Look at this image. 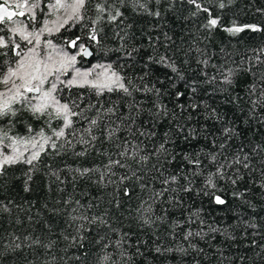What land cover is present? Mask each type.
<instances>
[{"label":"snow or ice","instance_id":"1","mask_svg":"<svg viewBox=\"0 0 264 264\" xmlns=\"http://www.w3.org/2000/svg\"><path fill=\"white\" fill-rule=\"evenodd\" d=\"M183 2L191 6L189 18L203 17L200 28L204 40H210L217 30L233 37L248 30L264 32V26L256 23L239 24L233 20L231 26L222 24V17L215 10L225 9L234 0ZM148 3L149 0H0V179L7 176L9 169L23 166L24 190L30 191L29 182L45 162L44 157L80 159L96 154L104 157L99 165L72 168L65 164L54 169L49 164L48 175L64 183L60 173L67 172L73 182L87 178L98 186L111 185L114 191L122 188L129 199L133 186L138 185L146 193L137 208L142 227L154 228L166 222L169 209L186 212L183 220L170 225L169 235L174 240L179 235L176 230H183L176 247L156 245L157 253L175 251L183 255L189 249L203 253L197 241L219 235L235 242L239 230L240 238L253 237L246 247H259L255 255L264 259V244L258 245L255 240L256 236L264 237V221L258 222L253 202L254 189L264 199V143H245L244 129L201 98L207 89L200 83L203 79L213 86V93H228L236 76L247 72L252 82L246 89L249 108L243 123L251 120L264 126V47L253 50L255 55L249 57L248 67L219 71V80L206 71L200 77H189L175 56L169 54L172 38L167 33L163 53L158 51L160 37L155 41L151 35L147 37L152 51L146 58L139 46L130 43L127 30L133 25L126 23L123 9L131 5L138 14L160 17V11H151ZM109 26H115L114 35L120 42L121 55L115 60L109 58L113 50L106 47ZM192 51L199 57L206 56L204 49L196 47L189 48L185 57ZM183 63L187 64L188 59ZM197 63L206 69L209 59H198ZM158 72H162L163 79L156 75ZM166 96L174 100L172 108L164 101ZM240 99L233 96L231 102ZM193 114H203L206 120L213 121L214 130L210 131L207 124H193ZM165 120L170 123L160 134L158 129ZM200 138L206 141L204 148L177 150L178 141L191 146ZM104 145L114 146L115 151H101ZM242 184L246 186L242 188ZM225 189L230 190L241 209L233 217L234 224L209 223L202 208L186 207L185 196L193 195L225 206ZM11 203L0 201V212L11 213ZM112 204L120 207L115 198ZM157 204L168 206L162 208L159 216L154 213ZM63 205L70 226H74V234L63 236L66 249L76 248L86 254V242L93 228L116 232L107 210L89 216L85 206L71 196L64 199ZM245 209L251 210L252 215ZM51 211L61 214L59 209ZM85 223L92 227L85 228ZM48 230L51 232V227ZM96 235L99 239L95 242L102 253L97 256V264H134L128 232H121L115 240L100 235V231ZM56 243L51 239L45 243L31 235L9 234L2 247L14 253L25 247L54 252ZM135 254H141L139 245ZM220 255L221 264L229 260L222 252ZM244 259L239 257L241 264ZM43 264H58L57 257L53 254Z\"/></svg>","mask_w":264,"mask_h":264},{"label":"trees","instance_id":"2","mask_svg":"<svg viewBox=\"0 0 264 264\" xmlns=\"http://www.w3.org/2000/svg\"><path fill=\"white\" fill-rule=\"evenodd\" d=\"M227 2V0H225ZM148 8L151 11H160V17H153L147 14H138L132 10L131 5H127L123 10L125 12L126 23H131L133 27L129 32L130 43H135L141 48V55L145 56L152 50L148 47L147 37L151 35L153 40L160 37V45L158 51L163 53L164 33L172 38L170 46V55H174L177 63L186 72L187 76H201L202 71H206L208 76L216 75L217 80L220 79L219 71L236 68L248 67L249 57L255 55L254 49L264 47V32H252L250 30L238 34L233 37L228 33L217 30L213 33L210 40H204V33L200 28L203 17L193 20L190 17L191 6L183 2V0H160L159 4L155 0H149ZM264 0H234L231 5L225 9H216V13L221 15L222 24L231 26V21L236 20L239 24H260L264 26ZM117 29L115 26L106 28L108 39L106 47L113 51L109 53V58L115 60L121 55L120 42L114 35ZM199 47L204 49L206 56L199 57L195 51L189 53L185 57V52L189 48ZM188 59V63L183 61ZM198 59H209V65L204 69L203 65L197 63ZM241 61L244 63L241 64ZM130 71V70H129ZM163 79L162 72L156 73ZM252 82V77L247 72H240L236 76V82L228 93H213L211 85L205 84L203 79L200 80L203 89H207V93H202L201 98L206 100L212 107L228 120H235L236 124L244 129L246 137L245 143H264V126L257 124L255 121H249L244 124L247 118L249 103L246 94L248 85ZM208 93H212L209 95ZM239 96L238 102H231L233 96ZM164 101L169 108L174 106V100L170 96L164 97ZM146 119V117H145ZM170 121L165 120L161 123L158 132L163 134L167 130ZM193 124L197 127L207 124L209 130H214V122L206 120L205 115L197 117L193 114ZM218 127V125H215ZM23 131V128H20ZM158 139V138H157ZM240 141H237L239 143ZM180 148L189 151L192 148L197 150L204 148L206 141L202 138L193 141L192 145H186L178 141ZM115 151L114 146L104 145L101 151ZM45 161L40 165L39 170L33 175L29 182L30 191H25L24 167L17 166L9 169L6 177L0 179V201L4 204L12 203L9 207L11 213L0 212V264H43L45 259L51 255L57 257L58 264H97V256L102 254L100 245L95 241L99 239L96 235L100 231V235H107L115 240L121 232L130 234L129 252L133 253L134 264H221V255L228 257L232 264H241L240 256H244L243 264H264V259L256 257L255 253L259 251L257 248L246 247L253 237L248 236L247 239L240 238V232L237 230L238 239L235 242L226 241L223 237L217 235L215 239L209 237L206 241H197L198 248L203 249V253H198L189 249L187 254L179 252H162L155 251L156 245L162 248H175L176 243L180 241L183 234L182 229L176 231L179 235L175 240L169 235L171 232L170 225L175 220H183L187 213L181 214L179 211L169 209V216L166 222L158 223L154 228L142 227L139 224V216L137 208L140 201L146 198V193L140 191L139 186H133L131 199L126 197L121 188L114 191L113 187L98 186L93 180L87 178L72 181L71 174L61 172V179L64 183L56 180L55 177L48 175L47 165H51L54 169L63 168L65 164L75 167H91L99 165L104 157L91 154L86 158L76 159L69 157H44ZM246 186L242 184V188ZM159 187V185H157ZM256 192L253 202L256 205V215L259 221H264V199L260 198L259 190ZM71 196L74 200H79L87 209L86 214L89 216L100 214L108 211L110 223L116 232L113 233L108 229L98 230L93 228L89 240L86 242V254L84 250L65 247L63 236L74 234V226H70L67 212L63 211L64 199ZM119 201L120 207L116 208L112 201ZM225 198L228 204L225 206H216L211 204L206 197H197L195 195L185 196L186 207L191 205L193 208L200 207L203 209L204 217L209 223L220 225L234 224L233 217L241 209L238 202L233 200L229 189H225ZM91 204L92 208L87 206ZM20 206L19 208L17 206ZM47 205V208L44 206ZM98 205V206H97ZM168 207L166 204H157L154 206L155 215L162 214V208ZM30 209V212H29ZM59 209L61 214H54L51 210ZM247 214L252 215L251 210L245 209ZM39 213V215H37ZM31 216V220H29ZM52 231L49 232L48 228ZM92 227L85 223V228ZM264 232V228L261 229ZM9 234L23 237L31 235L33 238L39 237L45 243L51 239L56 241L54 252H47L43 247L27 248L20 252H11L3 250V244L7 243ZM159 237V239H156ZM257 244H264V237L256 236ZM103 243V241H102ZM139 245L141 254L136 255V247ZM186 246V245H185ZM219 249L220 251H217ZM108 251H113L109 248ZM79 256L80 260L75 257ZM229 260H225L223 264H229Z\"/></svg>","mask_w":264,"mask_h":264}]
</instances>
